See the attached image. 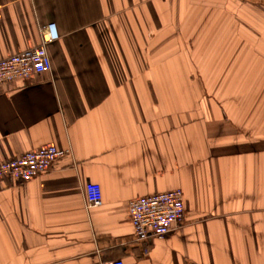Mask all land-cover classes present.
Returning <instances> with one entry per match:
<instances>
[{"label": "crops", "instance_id": "1", "mask_svg": "<svg viewBox=\"0 0 264 264\" xmlns=\"http://www.w3.org/2000/svg\"><path fill=\"white\" fill-rule=\"evenodd\" d=\"M0 6V61L59 37L49 73L0 85V163L71 151L0 179V264H264V0ZM176 189L181 225L138 241L129 203Z\"/></svg>", "mask_w": 264, "mask_h": 264}, {"label": "built area", "instance_id": "2", "mask_svg": "<svg viewBox=\"0 0 264 264\" xmlns=\"http://www.w3.org/2000/svg\"><path fill=\"white\" fill-rule=\"evenodd\" d=\"M1 11L0 6V19ZM58 38L55 26L48 25L42 30L39 46L0 61V85L49 73L51 61L47 47ZM69 156H71L70 149L58 150L52 146L28 152L17 159L0 163V179L30 182L48 173L57 161ZM83 197L89 209L102 204L101 189L97 184H85ZM128 212L135 238L138 241L151 238L162 239L183 222L185 213L183 193L176 189L131 201L128 205Z\"/></svg>", "mask_w": 264, "mask_h": 264}]
</instances>
